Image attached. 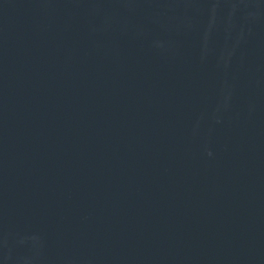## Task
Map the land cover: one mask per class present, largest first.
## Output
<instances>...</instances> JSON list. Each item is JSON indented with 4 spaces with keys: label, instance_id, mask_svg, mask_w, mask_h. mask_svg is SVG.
I'll list each match as a JSON object with an SVG mask.
<instances>
[{
    "label": "water",
    "instance_id": "obj_1",
    "mask_svg": "<svg viewBox=\"0 0 264 264\" xmlns=\"http://www.w3.org/2000/svg\"><path fill=\"white\" fill-rule=\"evenodd\" d=\"M0 264H264V0H0Z\"/></svg>",
    "mask_w": 264,
    "mask_h": 264
}]
</instances>
